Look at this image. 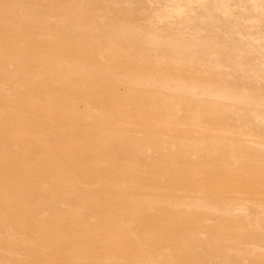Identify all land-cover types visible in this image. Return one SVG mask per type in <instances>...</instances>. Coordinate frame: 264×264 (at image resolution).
Wrapping results in <instances>:
<instances>
[{
  "label": "rangeland",
  "instance_id": "374dc122",
  "mask_svg": "<svg viewBox=\"0 0 264 264\" xmlns=\"http://www.w3.org/2000/svg\"><path fill=\"white\" fill-rule=\"evenodd\" d=\"M106 5L75 1L85 9L80 18L88 16L85 28L55 20L51 37L38 32L40 20L25 31L0 15V85L7 88H0V264H264V127L216 115L213 102L194 98L175 97L169 109L159 108L168 95H179L163 89L175 88L179 78L210 83L213 91L236 82L226 76L233 65L222 61V51L218 62L204 60L198 49L193 62L175 61L130 40L107 53L124 57L120 67L127 71L114 74L124 95L110 101L109 87L101 88L110 84L102 69L108 62L99 53L120 23L106 27V18L92 17ZM140 12L139 22L146 14ZM94 23L101 24L98 33ZM20 52L28 54L21 55L24 66ZM75 65L76 74L62 68ZM16 67L27 75H12ZM54 67L64 77L52 76ZM84 69L102 77L87 83ZM164 74L171 83H163ZM239 205L246 212L232 214ZM209 207L230 214L216 216Z\"/></svg>",
  "mask_w": 264,
  "mask_h": 264
},
{
  "label": "bare ground",
  "instance_id": "6f19581e",
  "mask_svg": "<svg viewBox=\"0 0 264 264\" xmlns=\"http://www.w3.org/2000/svg\"><path fill=\"white\" fill-rule=\"evenodd\" d=\"M75 1L78 0H0V15H8L7 17L13 20L10 21L11 24L16 25V27L19 29H24L25 31L35 30L36 26L40 25L37 20H40L44 23V25L41 26V28L36 29L38 32H43L45 35L51 37L53 32L50 30L49 25L53 27L52 24L57 23L59 25H65L67 21H70L73 22V24L78 28L81 26L80 29L85 28L88 16L82 15L85 18H80V13H83L85 9L82 7H75ZM79 1L86 3V0ZM104 1L107 3V5L100 9L102 10L101 14L94 16L91 14L90 15L96 20L101 17L106 18V27H112L116 22L120 23L119 28L116 29L112 35H109L103 39V43L105 45L103 50L105 51H101L99 53L100 60L108 62L106 65H104V67H102V69H104L103 71L105 72L104 76L110 77V84H104V86H101V88L109 87V89L105 90V92L109 99H111L110 101H114V99L119 101L124 95V84L122 83V85H117L113 79L115 76L114 74L123 76L124 72H127L124 70V66L120 67V64H123L124 62V57H110L113 53H115L113 52V48L119 49L124 47V42L131 43V41H133V43H141L143 45L145 44L155 52L162 51L163 59L172 57L175 61L183 60V58L187 56L188 62H193L194 57L192 55H195V50L198 49L202 53V58L204 60H207L208 62H218V58L220 57L218 55L220 51H222L224 53V57H222L224 60L222 61L229 62L233 65V70L231 68L232 73H226V76L230 77L229 75H231L234 77L236 82H232V84H230L229 81L225 82L222 87L220 86L217 88V90L213 91L212 89L214 86L210 83L186 81L182 78H179L176 82L177 85L175 88L171 89L162 87L163 89L169 90L171 93L177 92L179 95H168L170 101L166 104H163L161 107L159 106V108L165 111L169 109L171 107V103L174 102L175 97H178V99L194 98L195 100L199 99V103H202V105L203 103L210 104V102H213L216 105L215 108H213L216 115L219 114L220 116L231 117L235 120L245 118L250 124V127L253 129H261L264 127V0H132L137 6H124V3L128 2L129 0ZM88 3L86 5L90 6ZM161 4H165L166 6L163 7ZM136 7L139 8L141 12L144 11V13H146L143 15L144 19H142L143 21L141 22L137 20L138 16H141V14H139V9ZM74 12L77 14L72 16L71 14ZM91 27L94 33H98L101 24L94 23L91 25ZM80 29L78 33L81 34L82 32ZM227 31L236 33V36H224V33ZM197 32H201L202 35L201 33L200 35H196ZM191 33H194L195 35L192 36ZM251 33H256L258 36L257 41L251 37ZM187 34H191L190 38H188L189 35L187 37ZM53 35H55V33ZM100 44L102 43H95L93 46L98 48L100 47ZM107 53H110L111 55ZM18 54L19 56H17V63L18 65L24 66L25 61L22 60V56L25 57L28 54H23L22 52ZM104 57H108V61ZM74 67L75 69H72L73 67L70 66H64L62 68H64L69 74H76L75 70L78 71L77 69L80 68V66L75 65ZM62 68L54 67V70H50L52 76L57 77L61 73H65ZM256 68H258L259 71H254ZM1 69L3 68L0 67V70ZM10 70L12 75H27V72H22L20 67L11 68ZM215 71L211 72V75L214 74ZM164 75L166 77L161 78L163 83H169V79L172 76L169 74ZM62 76L64 77V74ZM84 77L86 79H82L83 81H86L87 83H93L92 79L100 78L102 76L101 74L98 75V73L94 74V72H88L85 74L84 69ZM76 80H78V78H74L72 83H75ZM139 82L143 81L139 80ZM98 86H96V89L94 90L95 95L93 98L96 100L101 97L99 95L97 96V92L99 90ZM155 87L156 86L152 85L153 89H155ZM0 88H2L3 91L7 89L4 85H0ZM16 95L17 94H15V96ZM209 98H211L212 101L208 100ZM182 105L183 103H180L179 105L175 104L176 111L182 110ZM120 106L122 107L124 104L121 103L119 107ZM245 107H250L254 110L250 112L247 111V114H245ZM199 108L200 106L197 105L195 111H198ZM257 110H260L261 112H254ZM115 112L117 114H121V116L124 114L122 110L118 109H116ZM200 121L201 118L198 115L196 116L195 120L193 119V122H196L197 124H199ZM209 143L210 144L207 145H211L212 147L211 142ZM220 144L222 145V143ZM256 144L254 143L253 145ZM248 145L250 146V143L246 146ZM256 146H254V148ZM213 147L214 149L216 148L215 146ZM260 148L262 149V146ZM252 150H254L256 154L261 153V150L259 149ZM249 152L251 153V151ZM192 158L195 160L193 156H191V159ZM229 166L232 165L229 164ZM229 166L226 167L228 168ZM234 168H237L236 165ZM142 173L144 174L143 171ZM119 187L124 186L120 185ZM6 198L4 197V199ZM197 202H200V200ZM244 208L245 207L239 205L238 208L232 212V214L236 212L239 213L238 216H240L241 213L246 212V209ZM149 209L151 208L149 207ZM228 210V208L224 207L205 208L207 213H214L216 216H223L224 214L225 216H229L230 213ZM243 215L246 216V214ZM256 224L255 226L258 229L259 225L257 226ZM203 237L204 236H202V238ZM256 248L258 249V247ZM260 249L261 248L258 250ZM229 252L230 251H228V255Z\"/></svg>",
  "mask_w": 264,
  "mask_h": 264
}]
</instances>
